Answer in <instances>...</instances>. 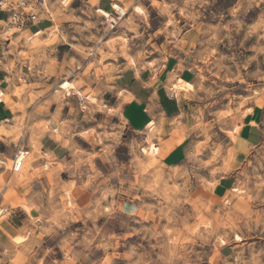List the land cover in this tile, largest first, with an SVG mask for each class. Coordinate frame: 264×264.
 Here are the masks:
<instances>
[{
	"label": "clouds",
	"instance_id": "clouds-1",
	"mask_svg": "<svg viewBox=\"0 0 264 264\" xmlns=\"http://www.w3.org/2000/svg\"><path fill=\"white\" fill-rule=\"evenodd\" d=\"M0 264H264V0H0Z\"/></svg>",
	"mask_w": 264,
	"mask_h": 264
},
{
	"label": "rangeland",
	"instance_id": "rangeland-1",
	"mask_svg": "<svg viewBox=\"0 0 264 264\" xmlns=\"http://www.w3.org/2000/svg\"><path fill=\"white\" fill-rule=\"evenodd\" d=\"M222 7H223L222 4L217 6V8H222ZM209 19H211V17H209Z\"/></svg>",
	"mask_w": 264,
	"mask_h": 264
},
{
	"label": "crops",
	"instance_id": "crops-1",
	"mask_svg": "<svg viewBox=\"0 0 264 264\" xmlns=\"http://www.w3.org/2000/svg\"><path fill=\"white\" fill-rule=\"evenodd\" d=\"M257 112H259V109H257Z\"/></svg>",
	"mask_w": 264,
	"mask_h": 264
}]
</instances>
